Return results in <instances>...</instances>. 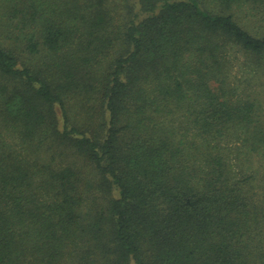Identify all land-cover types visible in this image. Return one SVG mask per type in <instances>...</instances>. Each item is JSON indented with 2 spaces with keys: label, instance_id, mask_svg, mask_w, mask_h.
<instances>
[{
  "label": "trees",
  "instance_id": "obj_1",
  "mask_svg": "<svg viewBox=\"0 0 264 264\" xmlns=\"http://www.w3.org/2000/svg\"><path fill=\"white\" fill-rule=\"evenodd\" d=\"M234 69L264 87V0H0V264H264Z\"/></svg>",
  "mask_w": 264,
  "mask_h": 264
},
{
  "label": "rangeland",
  "instance_id": "obj_2",
  "mask_svg": "<svg viewBox=\"0 0 264 264\" xmlns=\"http://www.w3.org/2000/svg\"><path fill=\"white\" fill-rule=\"evenodd\" d=\"M238 69L233 70L232 74V81L236 83L237 88L241 89L244 86L247 87L248 90L256 91V93L263 91L261 86L262 79L260 78V75L257 73H247L244 71H239ZM238 72V73H237ZM236 76V78H235ZM263 102H264V95L261 96Z\"/></svg>",
  "mask_w": 264,
  "mask_h": 264
}]
</instances>
